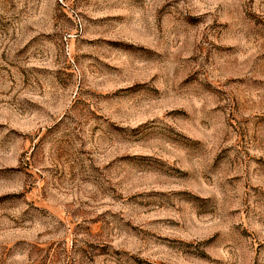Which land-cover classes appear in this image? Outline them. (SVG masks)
<instances>
[{
  "label": "rangeland",
  "instance_id": "374dc122",
  "mask_svg": "<svg viewBox=\"0 0 264 264\" xmlns=\"http://www.w3.org/2000/svg\"><path fill=\"white\" fill-rule=\"evenodd\" d=\"M0 264H264V0H0Z\"/></svg>",
  "mask_w": 264,
  "mask_h": 264
}]
</instances>
